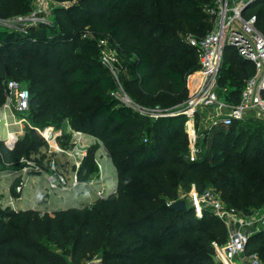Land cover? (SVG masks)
I'll use <instances>...</instances> for the list:
<instances>
[{"label": "trees", "instance_id": "1", "mask_svg": "<svg viewBox=\"0 0 264 264\" xmlns=\"http://www.w3.org/2000/svg\"><path fill=\"white\" fill-rule=\"evenodd\" d=\"M217 1L79 0L56 7L57 21L74 42L81 35V42L106 37L116 43L117 82L102 62L62 46L58 37L48 40L44 24L22 31L0 27V107L6 100L7 80L24 84L29 80L28 114L35 123L13 147L0 139V160L17 161L48 149L40 129L58 128L66 119L74 131L91 134L104 144L118 172L116 191L91 204L53 214L0 208V264H82L97 258V264H223L216 259L215 243H227L230 232L225 223L209 209L197 216L191 207H171L179 192L193 183L198 190L215 188L229 206L245 214L264 206V138L258 136L255 144L250 140L258 127L264 132V119L246 117L242 126L234 122L226 130L219 125L216 134L201 131L200 154L190 159L186 114L177 113L188 75L200 67L197 51L186 37H202L212 29L214 15L208 9ZM30 7L31 0H0V17L10 18ZM248 9L257 14V27L264 32V0L254 1ZM86 31L93 38H84ZM42 55L46 67L62 71L32 74ZM254 71L253 62L227 47L221 81L224 74L235 85L229 93L231 102H238ZM119 86L134 106L116 95ZM248 129L250 137L235 143L234 138ZM215 139L224 150L240 152L209 158L205 146L212 149ZM97 169L93 145L77 174L88 180ZM253 252L264 264V228L249 237L246 254Z\"/></svg>", "mask_w": 264, "mask_h": 264}, {"label": "built area", "instance_id": "2", "mask_svg": "<svg viewBox=\"0 0 264 264\" xmlns=\"http://www.w3.org/2000/svg\"><path fill=\"white\" fill-rule=\"evenodd\" d=\"M254 1L256 0H218L214 8L208 9V12L214 15L212 29L202 37L194 34H188L186 37L187 42L196 49L200 65V82L187 100V105L177 111V113L186 114L184 126L189 138L190 152L188 156L190 159L198 158L201 151L198 139L203 135V132H198L196 125L205 121L202 111L203 107L223 109L214 120L210 121L212 127L219 125L230 126L235 120L247 117V113L264 119V32L257 27L259 21L257 14L251 13L248 9L249 5ZM69 5L65 3L53 4V0H35V5L28 14L16 15L14 19L5 21L3 20L6 18L0 17V25L3 24L1 25L2 28L9 30L22 31L32 25L49 23L48 16L53 15L56 7H68ZM89 34L86 31L83 36L86 38ZM97 43L101 48L103 63L106 66L111 64V70L118 80V69L115 66V62L111 63L106 47L108 38H98ZM228 46L233 47L240 56L253 62L255 71L248 78L238 102L225 104L219 95L222 87L221 69ZM118 92L119 90L116 95L123 103L131 106L135 105L125 91L123 94H118ZM30 99V90L24 83L14 79L7 80L6 100L0 107V123H4L8 130L13 125H22L23 121H26V115L30 109ZM225 109L228 111L224 112ZM40 131L48 146L52 148V150L48 148L44 151L48 155L46 157V176L50 189L68 187L69 185L72 188H77L81 185L88 186L102 178L100 174L91 175L88 180H80L78 174H76L71 183H69L64 171L60 169L54 152H65L68 155H73L74 150L60 148L59 137L61 133L56 127L49 125L40 129ZM15 136L14 132L8 131L6 137L9 140H5L1 134L0 139L4 140L9 147H13L15 145ZM80 141L81 132L77 131L73 137V142L78 144ZM82 160L83 158L78 162L76 161L78 168ZM30 164L33 169L44 170L37 166L35 162H30ZM27 168V166H24L23 170ZM26 185V177H21L15 188L17 194L12 195L9 201V206L13 209H16V201L22 198ZM98 195L104 197L106 191L100 189L98 190ZM182 199L186 201L187 207H191L195 211L197 216H201L205 209H209L228 227L230 235L227 243L224 245L215 243L217 260L222 261L223 264L262 263L257 252L247 255L246 248L250 235L264 228V206L254 210L252 214H245L241 210L229 206L215 188L210 187L198 190L195 183L189 189L181 190L177 198L171 201V204ZM98 262L99 259L97 258L82 264H97ZM69 264L76 263L69 262Z\"/></svg>", "mask_w": 264, "mask_h": 264}, {"label": "rangeland", "instance_id": "3", "mask_svg": "<svg viewBox=\"0 0 264 264\" xmlns=\"http://www.w3.org/2000/svg\"><path fill=\"white\" fill-rule=\"evenodd\" d=\"M78 1L79 0H53V4H60V3L71 4V3H76ZM34 5H35V0H31L30 10L25 12V13H17L16 15L28 14L32 10ZM15 16L10 17V18H6L3 21H5L7 19H14ZM48 19L50 21L49 23L48 22L42 23V24H44V26L46 28L47 39L48 40H52L53 41V40L56 39L55 37H58L63 42L62 46L67 45V47H69V49L73 48L75 52H83L84 54H87L91 59H94L97 62H100V63L102 62L103 63L102 58H101V53H102L101 52V48L98 46L97 41L95 43H92V42H89V41L81 42L79 40L80 39L82 40V36L78 35V38L76 39L78 41L74 42V40L72 39V36H71L72 35L71 32L66 27H64L63 25H61L57 21L56 16L54 15V13H53V15L48 16ZM1 25H3V24H1ZM1 25H0V27L2 28ZM86 38H93V35L89 34L88 37H86ZM106 47H107V49H108L107 51L109 52V55H110L111 63L118 62V60H120V53H119L118 46L116 45V43L111 41L110 39H108V44L106 45ZM186 48L188 50H190V47H189L188 44H186ZM59 52H62V51L59 50ZM43 56L44 55H42L40 57L41 58L40 65L38 67H35L32 70V74L43 75V74H46V73L47 74H51L53 72L54 73H56V72L60 73L62 71V67L58 68V69H56L54 67H51V66H47L46 67L45 64H44V57ZM106 67L108 68L109 72L111 73L110 75H112L113 78L117 82V76L111 70V64L107 65ZM226 69H227V67L223 71V73L225 75H226ZM199 73H200L199 72V68H197V69L193 70L188 75V78H187V89H186L185 94L180 97V103L176 106L177 111H179L181 108H183V107H185L187 105V100L190 98L191 94L197 88V86H198V84L200 82V74ZM224 74H222V76H223L222 77V81H221V86L222 87H221L219 96H220V99L225 104H227V103L231 102L230 98H229V93H230V91L232 92L235 89V85L228 83V81L225 80V75ZM25 84H30L29 80H27L25 82ZM123 92H124L123 87L119 86L118 94H123ZM222 110L223 109H218L217 107H203L202 111H203V117H204L205 121L203 123H197L196 128H197L198 132L204 131V130H208V131L213 130L212 134H216L218 132L217 130L219 128H221V127H222V129L226 130L227 127H224V126H221V127L220 126H215V127L213 126L212 127L210 125V121L214 120L218 116V113L222 112ZM227 111L228 110L225 109L224 112H227ZM145 113L150 115V116H152V117L157 115L156 112H154V111H151V112L148 111V112H145ZM250 114L251 113H247L246 116L247 117H251L252 115H250ZM246 121H247L246 117L244 119L235 120V122L238 125H241V126H242V124H245ZM32 124H35V123L32 121L31 116H30V112H29V114L26 115V121H23L22 125H20V124L13 125V126H11V128L9 130L4 125V123H0V134H1V136L3 138H5V140H9L6 137L7 136V132L8 131L14 132L15 135H16L15 136V143H16L19 140H21L23 138V136L26 134L27 126L32 125ZM261 124H264V122H262ZM50 126H54L55 127V125H50ZM210 126H211V128H210ZM57 129H59V131L61 133V135H60V139L61 140H60V145H59L60 148H62V149L66 148V149L74 150L73 155H68L65 152H54L56 158L58 159V162H59V165H60V169L64 171L65 175L69 179V183H71L73 177L78 172V167H77L76 161L78 162L82 158L84 160L86 149H88L89 147H88V144L83 142L82 139H81L80 142H78V144H74L73 139H72L73 135H69V133L67 132V130H69V126L67 125V120L66 119H64L61 122L60 126ZM258 131L259 132H256L255 136L252 137V139L250 138L251 142L254 143V144L258 141V136H260L261 138L262 137L264 138V132L262 131L261 127H258ZM66 133H68V134L66 135ZM211 136H213V135H211ZM249 137H250V129L246 130L245 133L242 134L241 136L239 135L238 137H235L234 141H235V143L238 144L239 143V141H238L239 139L247 140ZM211 139H212V137H211ZM238 147L242 148V145L238 146ZM49 148L52 150V148L50 146H49ZM98 149H99V146H96V152H97ZM45 150H47V149L46 148H42L40 151L32 152L30 156L25 155L20 160H17V161L5 162L3 160H0V208H6L7 207L6 199H5L7 193L4 192V190H5L4 187L6 185L4 181H6L5 180L6 177H2L3 175L4 176H11V174H17V175L18 174L19 175L22 174L21 176H17V178H16V176L14 177V178H16L15 180H17L18 178L19 179H18L17 183L15 181L14 185H12V189H11L12 193L13 192L15 193L14 190L16 188V185L20 181L21 177H27L28 175H30L32 173L33 174H40L39 176H37L35 178V181H34L35 183L34 184L35 185H37V184L39 185V182H40V184L43 185V182L41 180H43L42 179L43 176H46V170H47L46 157L48 156V155H46V157H43V152ZM189 152H190V149H189ZM229 152H240V151H238V150L235 151L234 149H232ZM229 152L224 150L223 145L217 139H215L214 147L212 149H210L209 146H205V154L209 158L212 157V155L214 153L222 154L223 156H226L227 154H229ZM30 162H35V164L37 166H40L41 168H43L45 170V172H44V170L43 171H39L38 169H35V168L33 169L31 164H30ZM24 166H27L28 168L26 170H23ZM99 172H101V170H100V167H99V164H98V169L95 172L92 173V176H96ZM7 174H9V175H7ZM7 178H10V177H7ZM108 178H110L109 175L106 176V174H105L103 185L106 182V179H108ZM26 180H27V178H26ZM105 186H106V188L108 187L107 185H105ZM67 188L71 189L72 187H71V185H69ZM108 188H109L108 191L112 190L110 187H108ZM49 189H47V190H49ZM76 189H77L76 190L77 194L78 193L81 194L82 191L78 190V188H76ZM44 194L45 193H42L40 195L39 200L37 202L38 203L37 205H41L45 201L47 195H44ZM75 194L76 193L72 192L69 195L70 196L69 198H73L72 196H74Z\"/></svg>", "mask_w": 264, "mask_h": 264}, {"label": "crops", "instance_id": "4", "mask_svg": "<svg viewBox=\"0 0 264 264\" xmlns=\"http://www.w3.org/2000/svg\"><path fill=\"white\" fill-rule=\"evenodd\" d=\"M69 126V130L67 132L69 135H74L76 134L77 131H74L71 126L67 123ZM66 133V135L68 134ZM73 139V138H72ZM81 139L83 142L88 144V147H91L93 145L99 146V149L96 152V160L99 166L101 167V172H99L97 175H100L102 178L96 180L92 185H81L80 187H77L78 190L82 191L81 194H77V189L76 188H71L68 189L67 187H60L57 189H49V182L47 180V176H43L41 180L43 182V185H35L34 181L37 176L40 174H30L28 175L27 178V185L24 187L23 193H22V198L18 201H16V209H40L42 211H48L49 213L53 214L55 211L59 210H64L69 207L73 206H82L86 204H91L94 201H96L100 196L98 195V190L104 189L106 191V195L108 196L112 192H115L118 186V172L117 169L113 163V160L111 158L110 153L108 150L105 148L104 144L95 136L91 134H87L84 132H81ZM60 137H59V144H60ZM86 149V153H87ZM85 153V155H86ZM109 175V177L106 179V182L103 185L104 182V176ZM9 175V174H7ZM16 176H19V174H11V176H2L6 177L4 181L5 182V190L4 192L7 193L5 199H6V204L9 206V201L12 195L17 194L16 192L13 194L12 193V185H14V182L18 181L15 180L14 178ZM10 177V178H7ZM38 179V178H37ZM107 185L110 187L112 190L108 191V187L106 188ZM49 189V190H47ZM15 191V190H14ZM108 191V192H107ZM74 192L76 193L73 198H69L70 194ZM42 193H45L44 195L46 196L45 201L41 205H37L39 197ZM99 259V258H98Z\"/></svg>", "mask_w": 264, "mask_h": 264}, {"label": "water", "instance_id": "5", "mask_svg": "<svg viewBox=\"0 0 264 264\" xmlns=\"http://www.w3.org/2000/svg\"><path fill=\"white\" fill-rule=\"evenodd\" d=\"M171 207L177 210H185L187 209V204H186V201L182 199V200L174 202L171 205Z\"/></svg>", "mask_w": 264, "mask_h": 264}, {"label": "bare ground", "instance_id": "6", "mask_svg": "<svg viewBox=\"0 0 264 264\" xmlns=\"http://www.w3.org/2000/svg\"><path fill=\"white\" fill-rule=\"evenodd\" d=\"M55 144V143H54Z\"/></svg>", "mask_w": 264, "mask_h": 264}]
</instances>
